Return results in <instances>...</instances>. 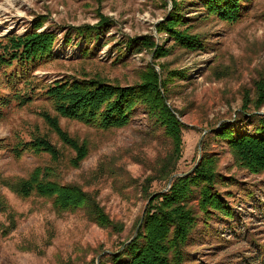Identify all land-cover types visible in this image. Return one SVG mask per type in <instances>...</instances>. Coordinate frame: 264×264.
Listing matches in <instances>:
<instances>
[{
  "label": "rangeland",
  "instance_id": "obj_1",
  "mask_svg": "<svg viewBox=\"0 0 264 264\" xmlns=\"http://www.w3.org/2000/svg\"><path fill=\"white\" fill-rule=\"evenodd\" d=\"M174 1L191 21L190 33L204 39L205 49L188 51L158 30L170 20L173 0H0V49L7 37L34 29L58 37L56 58L29 71L38 93L55 81L96 77L132 86L151 66L164 96L162 75L177 71L185 75V79L172 76L165 95L166 104L180 113L172 110L186 127L176 175L194 169L201 154L218 157L219 175L230 180L218 189L237 212L233 221L217 218L207 226L200 222L187 249V264H264V173L252 174L236 165L228 145L212 136L224 123L235 133L250 132L257 125L254 115H264V105L259 112L244 108L256 106L264 92V0H252L242 20L234 24L206 20L197 0ZM99 15L112 27L90 46L93 53L86 59L84 43H78L73 29L97 26ZM67 35L74 38L68 45ZM144 36L156 43L152 50L136 53L127 48L128 39ZM158 49L164 51L156 58ZM11 69L0 68V97H13L15 88L6 76ZM11 99L13 108L0 122V200L6 205L0 212V264H100L108 252L122 251L126 245H121L141 229L152 200L143 197V186L157 178L160 160L171 151L169 143L155 138L142 111L130 126L109 131L63 119L61 127L88 147L80 167L74 168L69 162L78 154L64 149L51 133L61 151L55 164L60 167L58 181L80 185L95 195L118 230L122 228L119 234L112 233L89 222L82 211L60 214L52 200L24 199L3 184L28 178L35 168L51 162L49 155L25 154L17 159L11 150L18 138L30 140L38 129L49 132L40 113L50 103L35 95L32 103L19 107ZM152 185L154 193H165L172 186L159 180Z\"/></svg>",
  "mask_w": 264,
  "mask_h": 264
},
{
  "label": "trees",
  "instance_id": "obj_2",
  "mask_svg": "<svg viewBox=\"0 0 264 264\" xmlns=\"http://www.w3.org/2000/svg\"><path fill=\"white\" fill-rule=\"evenodd\" d=\"M205 9V19H216L230 24L242 20L246 5L252 0H197ZM174 10L167 23L160 24L158 30L169 35L176 46L195 52L205 49V41L200 34L190 33L191 23L182 16V7L173 0ZM97 26H82L74 28L78 43H84L82 55L89 59L93 53L90 46L112 27L110 21L99 15ZM185 28V29H184ZM182 29V30H181ZM5 45L0 49V68L9 70V84L15 88L12 95L19 107L34 101L35 95L42 96L50 103L40 113L49 132L38 129L30 140L18 138L12 146L15 158L20 159L25 154L36 156L49 155L51 162L43 167L35 168L28 178L7 180L3 184L9 187L19 197L27 199L40 197L52 200L53 208L60 214L84 212L87 220L98 227L120 233L105 208L97 201L91 192L85 191L77 184H62L58 181V164L61 151L52 142L54 133L63 144L64 149L76 152L77 157L71 158L69 165L77 168L88 154L86 144H81L69 135L62 127L61 120L78 121L101 131L123 129L132 123L137 114L142 111L146 123L152 129L155 138H165L170 146V153L162 158L158 165L157 178L146 180L143 186V197L148 201L141 229L134 241L121 247V251L106 254L100 264H187L189 261L188 247L193 234L201 221L207 226L209 221L217 218L233 221L237 218L234 209L226 200L218 185L227 186L230 182L218 173V157L204 155L203 160L194 173L173 180L171 188L165 193L151 192L152 183L159 180L169 184L170 179L178 174V165L182 158V140L185 124L174 114L180 113L168 107L166 99L168 82L172 76L185 79L181 72L162 75L161 93L159 75L154 68L148 66L142 71L140 82L132 86H121L111 83L101 77L82 80L55 81L41 87L39 93L29 71L45 62L54 60V47L58 37L54 33L39 32V29L25 35H13L5 39ZM74 42L72 36H66V43ZM127 48L136 53L152 50L155 42L150 36L128 39ZM164 49H158L156 58L163 55ZM163 71V69H162ZM170 75V77H169ZM36 92V93H35ZM262 94V93H261ZM264 95V92H263ZM263 95L254 105L244 108L248 112H259L264 105ZM0 97V122L12 110V99ZM253 106V109L250 107ZM257 125L255 129L243 133H235L228 123L213 130L215 140L226 143L234 157L236 165L247 169L252 174L264 173V115H254ZM71 155V153H70ZM115 172L112 171L111 174ZM184 174V173H183ZM186 174V173H185ZM231 194V193H230ZM229 195V193H227ZM5 202L0 200V212L5 211ZM140 222V220H139ZM130 241V240H129ZM121 251L120 253H118Z\"/></svg>",
  "mask_w": 264,
  "mask_h": 264
},
{
  "label": "water",
  "instance_id": "obj_3",
  "mask_svg": "<svg viewBox=\"0 0 264 264\" xmlns=\"http://www.w3.org/2000/svg\"><path fill=\"white\" fill-rule=\"evenodd\" d=\"M202 159H203V157H202V154H201L200 157H199V160H198L197 165H196L195 168L192 169L189 173H186V174H179V175H176V176L172 177L171 180H170V182H169V188H170V186L172 185L173 180H174L175 178H178V177H186V176H189L190 174L194 173L195 169L198 167V165L200 164V162H201ZM167 191H168V190H167ZM167 191H166V192H167ZM139 228H140V226L138 227L137 232H136V235L134 236V238H132V240H130L126 245L130 244L132 241H134V240L136 239V237H137V235H138ZM108 253L113 255V253H110V252H108Z\"/></svg>",
  "mask_w": 264,
  "mask_h": 264
}]
</instances>
